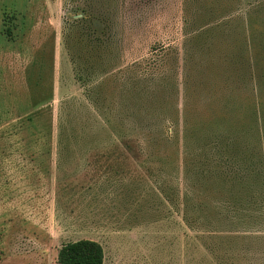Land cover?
<instances>
[{
    "label": "rangeland",
    "instance_id": "obj_1",
    "mask_svg": "<svg viewBox=\"0 0 264 264\" xmlns=\"http://www.w3.org/2000/svg\"><path fill=\"white\" fill-rule=\"evenodd\" d=\"M186 1L0 0V264L80 240L104 264H264V166L240 175L199 126L187 199L182 124L165 126L185 107L208 124L236 81L212 31L232 0H190L212 33L188 60Z\"/></svg>",
    "mask_w": 264,
    "mask_h": 264
},
{
    "label": "trees",
    "instance_id": "obj_2",
    "mask_svg": "<svg viewBox=\"0 0 264 264\" xmlns=\"http://www.w3.org/2000/svg\"><path fill=\"white\" fill-rule=\"evenodd\" d=\"M232 3L234 7L229 20L225 19L212 28V31L221 32L222 37L230 41L235 86L223 95L222 105L214 112V117L208 124L192 123L186 107L183 108L181 121L177 117H170L165 124H182L185 177L189 183L186 188L187 199L194 196V186L190 182L195 177L191 178L190 158H193V167L197 160V155L189 153V146L201 142L203 136L199 126L207 127L206 133L214 136L213 141L218 151L222 148L228 150L229 154L221 150L218 154L225 155L227 162L233 169H238L240 175H249V168L254 165L264 166V0H232ZM190 9V0H187L184 11V47L187 60L201 40L212 33L197 28L196 19L188 17ZM196 14L197 12L195 17ZM224 34H228L229 39ZM164 50L166 48H162ZM143 74L145 78L151 75L145 71ZM185 88H188L187 83ZM104 263V248L93 240L68 243L62 246L58 254V264Z\"/></svg>",
    "mask_w": 264,
    "mask_h": 264
}]
</instances>
